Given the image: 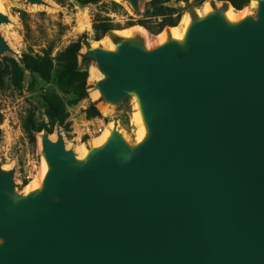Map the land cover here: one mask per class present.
Instances as JSON below:
<instances>
[{
    "label": "water",
    "instance_id": "water-1",
    "mask_svg": "<svg viewBox=\"0 0 264 264\" xmlns=\"http://www.w3.org/2000/svg\"><path fill=\"white\" fill-rule=\"evenodd\" d=\"M255 1L237 23L227 9L190 20L182 41L87 47L103 76L93 89L109 106L133 97L146 137L129 144L112 129L79 160L60 130L54 141L39 133L48 171L24 195L0 164V264H264V0ZM9 22L0 12V27Z\"/></svg>",
    "mask_w": 264,
    "mask_h": 264
},
{
    "label": "rangeland",
    "instance_id": "rangeland-1",
    "mask_svg": "<svg viewBox=\"0 0 264 264\" xmlns=\"http://www.w3.org/2000/svg\"><path fill=\"white\" fill-rule=\"evenodd\" d=\"M47 5L30 6L25 0H2V13L10 19L0 27V33L14 52L0 56V164L14 171L15 192L24 195L26 188L37 176L43 163L38 134L48 132L56 136L60 130L67 149L77 150L93 147L104 130L116 129L125 136L129 144L136 142L140 131L138 109L133 97L126 98L116 106H109L92 91L96 79L90 80V70L96 65L85 60L87 47L106 48L120 39H140L146 48H155L158 35L130 22L144 17L152 0H139L135 11L124 0H100L96 4L82 5L79 0H43ZM255 0H250V3ZM163 7L178 10L182 20H193L203 16L204 7L210 10H225L229 3L208 0L198 4L175 3V0H159ZM110 23L113 30L100 40H95L94 24ZM84 27V29H83ZM86 27V28H85ZM138 28L143 29L145 33ZM170 28L161 33L170 38ZM80 41L81 50L77 58V72L86 75L87 96L78 100L73 95L72 84L61 74L57 56L70 43ZM109 43V44H106ZM23 56L39 64V69L27 70ZM17 64V66L15 65ZM91 93V95H90ZM95 108L99 116L91 117ZM31 122L40 132L30 135L24 123ZM83 145V146H82Z\"/></svg>",
    "mask_w": 264,
    "mask_h": 264
},
{
    "label": "trees",
    "instance_id": "trees-1",
    "mask_svg": "<svg viewBox=\"0 0 264 264\" xmlns=\"http://www.w3.org/2000/svg\"><path fill=\"white\" fill-rule=\"evenodd\" d=\"M100 0H79L82 5L87 4H96ZM168 2L170 0H167ZM208 0H197L198 4H202ZM219 2L229 3L234 10L240 11L249 4L250 0H217ZM149 7L150 11L144 13V17L140 20L130 22L131 26L138 25L143 27L151 34L158 35L165 28H173L178 25L181 20V13L175 8L163 7L162 3L159 0H152ZM94 31L96 33L95 40H100L108 32L113 30V26L110 23L94 24ZM81 42L75 41L70 43L62 52L57 56L59 65L61 67L62 77L70 81L72 84V91L74 97L78 100L84 99L87 96V84H86V75L77 72V58L81 50ZM23 66L25 69L35 70L39 69V64L33 63L31 58L28 56H23ZM17 66V64H15ZM18 67V66H17ZM89 110L93 111L91 117L99 116V112L91 107ZM24 130L32 135L33 132H40L39 128H35L31 122L24 123ZM48 134L51 132L48 131Z\"/></svg>",
    "mask_w": 264,
    "mask_h": 264
},
{
    "label": "bare ground",
    "instance_id": "bare-ground-1",
    "mask_svg": "<svg viewBox=\"0 0 264 264\" xmlns=\"http://www.w3.org/2000/svg\"><path fill=\"white\" fill-rule=\"evenodd\" d=\"M2 8H3V4H2V0H0V12H2ZM256 10H257V2L256 1H252L250 3L249 7L247 5L246 7H244L240 11H236V10H234V8L232 6H229L227 8L225 14H224V17H225L226 21H228L229 23H237V22L243 20L244 18H246V17H248L250 15H253L256 12ZM210 11L211 10L207 6H205L204 7V11H203V13H204L203 15L208 14ZM189 24H190L189 20L185 19V20L181 21L179 26L177 25L176 27L170 28L171 38L174 39V40H177V41H182L185 38V35H186V32H187ZM83 29H84V27H83ZM138 29L141 32L145 33V31L143 29H140V28H138ZM124 36L125 37H130L131 33H129V32L125 33ZM164 42H165V36H164L163 33H160V35L158 36V44L157 45H160V44H162ZM106 44H109V43H106ZM106 49L114 50V46L113 45H109L108 47H106ZM90 71H91L90 80L96 79V81H97V80H99L100 78L103 77L98 72L97 69H95V70L92 69ZM91 93H93L92 97H93L94 100L99 98V92L97 90H94ZM91 93H90V95H91ZM137 109H138V106H137ZM137 115H138V119H139L140 124H141L142 120H141L139 112L137 113ZM111 130L112 129L104 130V132H102V134L97 139L93 140V143H92L93 147L102 146L107 141V139L109 138V136L111 134ZM122 137L126 140L124 135H122ZM145 137H146V130H145V127L143 126V123H142L141 126H140V131L137 134V138H136V142L135 143L141 142ZM49 138L54 141L56 139V136L54 138L53 137H49ZM38 139H39V142H40L41 140H40L39 136H38ZM74 153L76 154V158L77 159L84 160L86 158L87 154H88V151L83 146V147L77 148V150L75 149ZM42 162L43 163L40 165L41 168L39 170L38 176L26 187V188L29 189L27 192H31V191L36 190V189L41 187L42 180H43L45 174L48 171V166H47L45 160L43 159ZM3 169H5V168L3 167Z\"/></svg>",
    "mask_w": 264,
    "mask_h": 264
}]
</instances>
